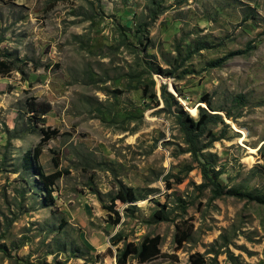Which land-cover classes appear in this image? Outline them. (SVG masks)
<instances>
[{
    "label": "rangeland",
    "instance_id": "rangeland-1",
    "mask_svg": "<svg viewBox=\"0 0 264 264\" xmlns=\"http://www.w3.org/2000/svg\"><path fill=\"white\" fill-rule=\"evenodd\" d=\"M2 60L0 264H116L156 235L144 264H264V0H0ZM200 108L222 121L192 145Z\"/></svg>",
    "mask_w": 264,
    "mask_h": 264
},
{
    "label": "trees",
    "instance_id": "trees-1",
    "mask_svg": "<svg viewBox=\"0 0 264 264\" xmlns=\"http://www.w3.org/2000/svg\"><path fill=\"white\" fill-rule=\"evenodd\" d=\"M14 64L9 61H0V77H4L8 75L13 70ZM163 94H168L165 87H163ZM172 97V96H171ZM208 107H210V103L207 102ZM38 107L35 104H32V107L29 108L30 113H37ZM48 108L40 111V114L42 116L46 115L48 113ZM205 109L200 108V118L198 120H195L192 117H187L186 123V130H187V136L188 141L195 145L196 136L195 131L202 132L204 131L206 125L211 121V118L214 117L215 119L221 120L222 117L218 115H205ZM185 127V126H184ZM41 141L40 143L35 147L33 150L32 158L30 159L31 166H34L36 169V173L38 175V181L43 186L45 190V201L53 203V187L55 186L56 181L62 176L61 172H56L51 175H46L44 173L43 167L40 163V156H41V148L42 146L57 138L59 136V131L56 129H51L50 127H44L39 130ZM148 194H141L135 189L128 188V189H122L119 190L116 194L114 201H118L122 204H133L140 200H143L147 197ZM259 203L264 204V196H260L257 198ZM133 207V206H132ZM113 209V208H110ZM114 214L116 216V220L114 221L115 224H118L121 220V214L119 211L114 210ZM154 218L156 219H165L164 216H160V212L156 213L154 215ZM116 237L112 238L113 240V246H118V244L122 240L115 239ZM186 241V238L183 236V238H179L178 235H176V243L178 246H181L182 243ZM162 242V238L159 235L156 236H146L144 237L138 244L135 243H124L122 248H117V254L115 256V263L116 264H127L129 259H134L140 264H144L147 262H150L152 260L157 259L161 256V249L160 245ZM192 264H205L203 257L199 254L194 255L191 257Z\"/></svg>",
    "mask_w": 264,
    "mask_h": 264
}]
</instances>
